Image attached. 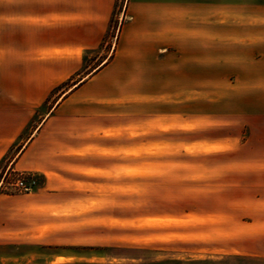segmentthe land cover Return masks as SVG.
<instances>
[{
    "label": "crops",
    "instance_id": "0c3cea01",
    "mask_svg": "<svg viewBox=\"0 0 264 264\" xmlns=\"http://www.w3.org/2000/svg\"><path fill=\"white\" fill-rule=\"evenodd\" d=\"M115 2L53 0L63 8L35 13L18 0H0V29H19L23 37L0 40V161L15 144L19 152L5 173L24 171L39 181L32 191L0 194V264L26 263L38 245L28 233L41 225L26 221V214L42 208L13 203L61 193L91 150L98 117L113 103L136 96L139 105L158 104L166 92L160 87L177 84L176 74L184 71V117L264 118V0L251 6L127 0L112 58L74 82L84 55L102 43ZM109 73L113 78L103 80ZM68 79L71 86L57 90L34 120ZM150 86L157 90L147 92ZM191 91L200 95H187ZM259 165L251 172L264 179V161ZM255 186L256 207L244 230L264 240V182Z\"/></svg>",
    "mask_w": 264,
    "mask_h": 264
},
{
    "label": "rangeland",
    "instance_id": "374dc122",
    "mask_svg": "<svg viewBox=\"0 0 264 264\" xmlns=\"http://www.w3.org/2000/svg\"><path fill=\"white\" fill-rule=\"evenodd\" d=\"M126 1L116 0L102 43L84 55L74 82L112 58ZM183 73L176 74L177 84L160 87L166 92L158 104L139 105L135 96L107 107L81 170L61 193L13 203L42 208L26 214L41 226L28 233L38 245L22 264H264L263 238L244 230L256 207L255 184L264 182L251 172L264 161V118L184 117ZM69 80L52 91L34 120ZM18 150L13 144L0 161V194L20 193L12 185L18 173L34 176L32 190L38 186L32 173H5Z\"/></svg>",
    "mask_w": 264,
    "mask_h": 264
},
{
    "label": "snow or ice",
    "instance_id": "6c2138e0",
    "mask_svg": "<svg viewBox=\"0 0 264 264\" xmlns=\"http://www.w3.org/2000/svg\"><path fill=\"white\" fill-rule=\"evenodd\" d=\"M19 3L23 5L24 10L32 11L35 13H43L53 10H61L63 8V4L53 3V0H18ZM161 2H169V3H179V4H241L245 3L248 5H254L255 0H161ZM52 5V6H50ZM168 19L174 20V17L169 16ZM191 26V25H189ZM9 33H14L9 36ZM42 34H37V38H40ZM22 35L19 29H0V40H8L13 39L17 42L22 40ZM129 255L140 254L144 256H148L149 253H134L129 252Z\"/></svg>",
    "mask_w": 264,
    "mask_h": 264
},
{
    "label": "built area",
    "instance_id": "2783aa9c",
    "mask_svg": "<svg viewBox=\"0 0 264 264\" xmlns=\"http://www.w3.org/2000/svg\"><path fill=\"white\" fill-rule=\"evenodd\" d=\"M36 184V180L33 175L19 174L13 181V186L18 192H29L32 191Z\"/></svg>",
    "mask_w": 264,
    "mask_h": 264
}]
</instances>
